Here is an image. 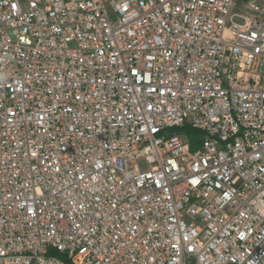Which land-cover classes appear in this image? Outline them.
Instances as JSON below:
<instances>
[{"label":"built area","instance_id":"built-area-1","mask_svg":"<svg viewBox=\"0 0 264 264\" xmlns=\"http://www.w3.org/2000/svg\"><path fill=\"white\" fill-rule=\"evenodd\" d=\"M0 264H264V0H0Z\"/></svg>","mask_w":264,"mask_h":264},{"label":"trees","instance_id":"trees-1","mask_svg":"<svg viewBox=\"0 0 264 264\" xmlns=\"http://www.w3.org/2000/svg\"><path fill=\"white\" fill-rule=\"evenodd\" d=\"M186 136L188 137L191 149H196L200 145V141L203 139V133L186 126L184 129Z\"/></svg>","mask_w":264,"mask_h":264},{"label":"rangeland","instance_id":"rangeland-1","mask_svg":"<svg viewBox=\"0 0 264 264\" xmlns=\"http://www.w3.org/2000/svg\"><path fill=\"white\" fill-rule=\"evenodd\" d=\"M169 132L171 133V134H175V135H178V136H185V132H184V134L183 135H181L180 133H181V130L180 129H173V130H169Z\"/></svg>","mask_w":264,"mask_h":264}]
</instances>
